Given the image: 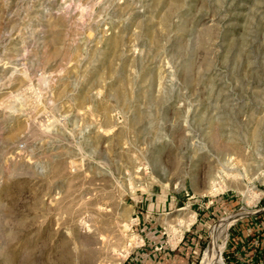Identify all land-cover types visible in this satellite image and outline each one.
<instances>
[{"label": "rangeland", "instance_id": "374dc122", "mask_svg": "<svg viewBox=\"0 0 264 264\" xmlns=\"http://www.w3.org/2000/svg\"><path fill=\"white\" fill-rule=\"evenodd\" d=\"M240 212L264 264V0H0V264H201Z\"/></svg>", "mask_w": 264, "mask_h": 264}, {"label": "crops", "instance_id": "0c3cea01", "mask_svg": "<svg viewBox=\"0 0 264 264\" xmlns=\"http://www.w3.org/2000/svg\"><path fill=\"white\" fill-rule=\"evenodd\" d=\"M194 247L193 241L187 238L174 251L164 249L160 252L137 253L126 264H192Z\"/></svg>", "mask_w": 264, "mask_h": 264}, {"label": "bare ground", "instance_id": "6f19581e", "mask_svg": "<svg viewBox=\"0 0 264 264\" xmlns=\"http://www.w3.org/2000/svg\"><path fill=\"white\" fill-rule=\"evenodd\" d=\"M215 191V189H214ZM245 212H240L235 217L233 216L227 223L218 226L209 247L207 248L204 258L201 264H209L212 261H216L219 264H224L221 253L224 248V243L227 238V227L230 226L237 219H240L246 215ZM244 215V216H243ZM242 216V217H241Z\"/></svg>", "mask_w": 264, "mask_h": 264}]
</instances>
